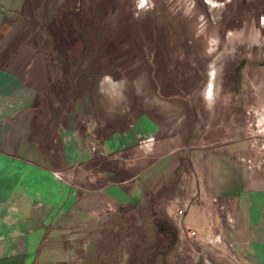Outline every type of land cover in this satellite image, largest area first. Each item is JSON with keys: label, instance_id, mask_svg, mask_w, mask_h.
I'll return each mask as SVG.
<instances>
[{"label": "rangeland", "instance_id": "rangeland-1", "mask_svg": "<svg viewBox=\"0 0 264 264\" xmlns=\"http://www.w3.org/2000/svg\"><path fill=\"white\" fill-rule=\"evenodd\" d=\"M38 5L34 19L16 25L18 36L24 24L26 52L19 55L32 59L29 81L43 93L30 91V97L38 95L48 114L36 118L33 141L53 153L51 167L60 168L67 185L83 197L110 180L124 184L144 169L149 149L159 144L156 154L171 152L177 163L169 174L181 185L175 208L187 213L178 220L191 229L195 207L182 198L186 156L197 146L227 140L220 128L231 120L213 117L214 95L222 91L224 74L243 66L242 49L264 44V0H41ZM22 38L15 37L19 45ZM212 82L217 84L210 93ZM42 117L56 120L58 128L42 133ZM69 129L79 134L75 146L58 135ZM77 150L83 153L79 161L72 157ZM171 188L159 196L166 213ZM143 199L142 207L152 202L150 196ZM60 211L63 223L70 221V236L81 233L80 218ZM184 236L189 245L181 262L169 254L171 264H192L193 248L208 264L195 239Z\"/></svg>", "mask_w": 264, "mask_h": 264}, {"label": "crops", "instance_id": "crops-1", "mask_svg": "<svg viewBox=\"0 0 264 264\" xmlns=\"http://www.w3.org/2000/svg\"><path fill=\"white\" fill-rule=\"evenodd\" d=\"M40 1L0 0V264L72 263L76 247L86 242L90 224L97 222L101 214L142 207L139 204L153 191L154 183L159 196L172 187V199L162 198L167 200L170 212L163 211L177 231L176 263L181 262L180 255L189 245L184 236L189 227L179 222L186 212L184 217H175L181 185L169 179L177 165L171 152L159 156V144L156 149L150 148L142 171L124 184L110 180L108 185L89 190L91 193L83 197L67 185L60 168L51 167L56 160L50 158L53 153L33 141L34 122L44 114L43 103L38 101V95L43 93L29 81L32 59L19 55L26 52V44L22 45L26 42L24 24L20 23L18 36L16 25L34 19L40 12ZM15 37H23L20 45ZM242 50L239 61L243 66L236 69L237 73L235 68L230 69L220 85L227 93L219 88V96L211 98L215 103L213 117L231 120L226 123L230 125L220 128V135L227 136V140L194 147L186 156L188 185L186 197L182 198L195 207L190 226L200 237L194 238L193 244L206 252L208 264H264V44ZM225 61L229 66L230 59ZM215 83H211L209 92ZM30 91H37L36 98L30 97ZM41 125L42 133L58 128L56 120L44 119ZM69 130L68 134L58 135L63 143L66 138L68 145L75 146L79 134ZM62 151L61 161H65ZM73 153V160L82 158L79 150ZM59 209L61 214L69 210L80 218L77 228L82 227L81 233L75 230L76 234L70 236V221L63 223L56 213ZM191 257L192 264H205L196 257L195 248Z\"/></svg>", "mask_w": 264, "mask_h": 264}, {"label": "trees", "instance_id": "trees-1", "mask_svg": "<svg viewBox=\"0 0 264 264\" xmlns=\"http://www.w3.org/2000/svg\"><path fill=\"white\" fill-rule=\"evenodd\" d=\"M156 187L154 183L152 202L144 207L101 214L88 226L86 242L76 247L70 264H171L177 231L160 206ZM132 249L139 250V257Z\"/></svg>", "mask_w": 264, "mask_h": 264}, {"label": "built area", "instance_id": "built-area-1", "mask_svg": "<svg viewBox=\"0 0 264 264\" xmlns=\"http://www.w3.org/2000/svg\"><path fill=\"white\" fill-rule=\"evenodd\" d=\"M184 214H185V212H183V210L182 209H180V210H178L177 212H176V219L177 218H181V217H183L184 216ZM175 219V220H176ZM187 233V236L188 237H193V238H199L200 237V235H199V232L196 230V229H193V228H191V229H189V228H185V234Z\"/></svg>", "mask_w": 264, "mask_h": 264}]
</instances>
